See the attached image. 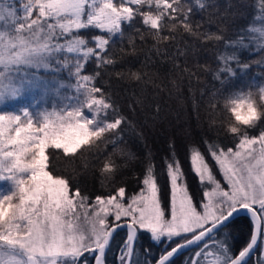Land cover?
<instances>
[{
    "label": "snow or ice",
    "instance_id": "6c2138e0",
    "mask_svg": "<svg viewBox=\"0 0 264 264\" xmlns=\"http://www.w3.org/2000/svg\"><path fill=\"white\" fill-rule=\"evenodd\" d=\"M0 22V264H108L114 243L116 264H174L192 245L187 264H264V72L242 58L260 53L264 67V0H26L0 6ZM203 75L215 85L201 121ZM185 88L198 142L161 102ZM161 136L167 198L154 158L128 147ZM59 160L104 191L90 195ZM133 160L144 170L130 192ZM242 211L251 230L234 252Z\"/></svg>",
    "mask_w": 264,
    "mask_h": 264
},
{
    "label": "trees",
    "instance_id": "16d2710c",
    "mask_svg": "<svg viewBox=\"0 0 264 264\" xmlns=\"http://www.w3.org/2000/svg\"><path fill=\"white\" fill-rule=\"evenodd\" d=\"M252 2H253V0H249V3H252ZM1 5L9 7V8H14L16 10L19 9V7H18L19 5H18V2L16 0H11L9 2V4L6 2L2 3L0 1V6ZM252 12H253V10L249 9L248 20L238 21V24H240V25L248 24L249 21L252 20ZM2 23L3 22H0V27H2ZM256 26L258 27L259 24H257ZM220 47L222 48V45H220ZM242 58L245 59V61L251 65V67L249 69L250 73L260 74V73L264 72V67H259V66H257V63H256L257 61H259L261 59L260 53H253L251 55H249L248 53H244ZM91 70H92V65H89L88 71H91ZM214 85H215V81H213L210 76L203 75L201 77V83L199 85H196L194 88V91L196 93L195 99H197V100L200 99L199 92H200L201 88H207L209 90L208 94L204 97V99L200 105V120L201 121H203L205 116L207 115L205 109L207 108L208 101L210 99V95H211L210 90L213 89ZM216 86L218 87V85H216ZM161 102H162V104L170 105L173 110L181 112L182 119L188 121V123L191 124V126H192V129H193L192 139H193V141L198 142L200 137L196 136V132L200 131V129L197 127L196 113L192 111V107H193L192 98L188 97L187 89L185 88V99H183V100H177L175 98L168 99L166 94H162ZM121 103H123V100H121ZM217 116H219V113H217ZM250 131H251V134H258L257 130H250ZM127 137H131V134L130 133L127 134ZM224 142L229 143V141H227V140H225ZM101 147L103 148V146H101ZM120 147H125V145H121ZM128 147H130L131 150L137 154V156H140L141 160L143 159V154L145 152H149L151 157L154 158V163L156 165V172L160 176L161 183L165 185L164 196H165V198H167V187H166V181L164 179V172H165L164 157L168 155V152H167V144L164 141V137L161 136L159 139L155 140V142L149 141L147 148H145L143 144H141L139 142H135L134 138H132L130 140ZM201 150H203L202 147H201ZM176 155L178 156V158L181 162V165H182L185 173L187 174V177H188L187 182H188L190 191L192 192L194 197L197 200H199L200 199V193H201V187L198 184L196 177L192 174L191 165H190L189 159H188V154L185 150L184 145L178 144L177 149H176ZM209 162L212 163L211 161H209ZM56 163L58 165V170L60 171L61 174L73 176L74 180L80 181L82 187L86 185L87 190H88L90 195L99 194L101 191H104V189H102L100 187V184L97 181L92 180L91 178H86L83 175H78V174L74 173L73 167L66 165L63 162V160H59ZM143 170H144V165H143V163H141L140 160H133L130 162L129 169L127 170V173L124 177L125 182L127 183L130 192L137 190V188L139 187L138 182H137V177H139L141 175ZM217 178L221 179V181H222L221 176L217 175ZM231 223L233 225V233H232L233 238L229 242L232 246L233 251L235 252V251H238L241 248V246H243L247 242V240L249 238L250 230H251V220L248 216H239V217L233 219ZM124 233H125V230L119 231V235L117 236L116 239L121 240L124 236ZM145 240H146V242H145ZM210 242H212V241H209V243ZM139 243H140V245H146L147 246L148 244L151 243V241L147 240L146 237L142 236ZM115 247H118V243L113 244L112 251H110V255H112V252L115 250L114 249ZM195 250L187 252V253L181 255L180 257L176 258L174 261V264H180L184 258L192 255ZM157 251H158L157 248H153V253H155ZM137 252H140L139 248L137 249ZM115 257H116V252L114 255V259H115ZM108 258H110V256ZM108 261L112 262L110 259H108ZM255 261L256 260L253 257L252 258V264H255Z\"/></svg>",
    "mask_w": 264,
    "mask_h": 264
},
{
    "label": "rangeland",
    "instance_id": "374dc122",
    "mask_svg": "<svg viewBox=\"0 0 264 264\" xmlns=\"http://www.w3.org/2000/svg\"><path fill=\"white\" fill-rule=\"evenodd\" d=\"M2 3L3 2H6V3H8L9 4V2L11 1V0H0ZM17 2H18V7H19V9L21 8V6H22V4L23 3H25L26 2V0H16ZM2 6V5H1ZM19 9H17V10H19ZM18 14H19V12H18ZM42 75H44V73L42 72L41 73ZM65 74H61V76H64ZM54 101L53 100H50L49 101V107L51 106V103H53ZM250 218V217H249ZM144 237V236H143ZM145 242H146V240H145ZM212 242H210V244H211ZM230 243V242H229ZM141 246H146V245H141ZM116 248L117 247H115L114 249L116 250ZM113 251L112 253H114L115 254V252L116 251ZM140 250V249H139ZM137 255H139L140 257H141V259H144V256H143V254H142V252L140 251V252H137ZM194 255V253L192 254V255H190V256H188V257H186V258H184L182 261H181V263L182 264H187V261H188V258L189 257H191V256H193ZM180 257V256H179ZM253 257L255 258V260H256V256L255 255H253ZM252 257V258H253Z\"/></svg>",
    "mask_w": 264,
    "mask_h": 264
},
{
    "label": "water",
    "instance_id": "95a60500",
    "mask_svg": "<svg viewBox=\"0 0 264 264\" xmlns=\"http://www.w3.org/2000/svg\"><path fill=\"white\" fill-rule=\"evenodd\" d=\"M239 216H248L249 217V214L248 213H246V212H240L237 216H235L233 219H235V218H237V217H239ZM121 230H125V229H123V228H121L120 230H118V231H121ZM197 245H192V246H190L189 248H187V249H184V250H182L177 256H176V258H178L179 256H181V255H183V254H185V253H187V252H190V251H192V250H195V249H197ZM175 258V259H176Z\"/></svg>",
    "mask_w": 264,
    "mask_h": 264
},
{
    "label": "flooded vegetation",
    "instance_id": "af4514ba",
    "mask_svg": "<svg viewBox=\"0 0 264 264\" xmlns=\"http://www.w3.org/2000/svg\"><path fill=\"white\" fill-rule=\"evenodd\" d=\"M114 255H115L114 253H112V255H110V252H109L108 257L110 256V258H108V259H110L112 262L108 261V264H116V257L114 259Z\"/></svg>",
    "mask_w": 264,
    "mask_h": 264
}]
</instances>
